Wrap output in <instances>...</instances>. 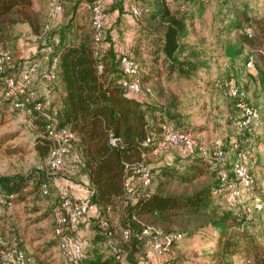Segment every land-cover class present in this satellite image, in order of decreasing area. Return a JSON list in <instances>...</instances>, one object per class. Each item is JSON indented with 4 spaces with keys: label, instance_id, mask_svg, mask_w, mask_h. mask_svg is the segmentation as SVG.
<instances>
[{
    "label": "trees",
    "instance_id": "16d2710c",
    "mask_svg": "<svg viewBox=\"0 0 264 264\" xmlns=\"http://www.w3.org/2000/svg\"><path fill=\"white\" fill-rule=\"evenodd\" d=\"M42 1L39 0L40 5H36L38 0H0V43H3L18 25H27L35 37L44 35L39 41L42 46L49 38L57 36L56 46L52 52L47 53H50L52 58H58V90L56 92V87L53 88L54 98L43 113L34 115V126L41 130L35 148L43 158H48L53 143L46 134V125L50 121L48 117L54 116V111L61 127H68L77 133L80 142L74 148L79 156L76 165L79 173L88 180L89 192L95 191L92 201L97 207L96 221L99 222L101 235L107 240L108 231L113 233V237L116 231L110 220L103 218V214L114 210L117 202L121 203L126 197L125 183L128 174L125 165L143 163L149 167L148 158L155 155L162 136V127L172 125L176 130L186 132L184 128L179 127L184 120L180 112H187L188 109L196 107L190 104L193 101H181L177 94L165 97V82H197L199 93L207 79L212 76L203 48L188 44L191 38L190 27L194 25L196 14H203V5L207 0H183V6L167 0H153L149 1L146 9L141 6L134 7L141 10V16H133L138 20L144 18L140 23L139 36L148 32V67H143L134 56L132 58L140 67L139 81L143 91L149 89V95H152V99L153 96L155 98L153 101L140 98V94L130 95L125 91L120 84L123 79L121 60L124 54H118L114 47L101 54L94 40L93 24L91 28H87L80 23L79 19L84 15L82 11L89 13L85 5L95 2L103 4L102 0H80L79 4H74L71 13L67 12L68 19L63 26H58L56 30L49 29L47 32L48 7L46 0L45 3ZM65 2L63 13L66 11ZM230 2L234 5L229 6ZM223 3L230 7L231 12V18L223 20L222 23L227 32L246 26L255 29V35L252 33L250 38L249 33L243 35L238 44H229L225 50L230 59L241 56L244 46L258 53L253 54L255 67L250 69L249 81L254 83L255 94L259 91L263 94L264 53L261 52L264 49V14L261 18L250 16L248 8L238 9L235 0H224ZM104 20L106 27L105 12ZM30 64L14 62L13 66H6L4 71L0 72V125L6 118L11 117V112H19L15 108L17 98L6 97V80L13 76L19 77L21 71ZM198 100L200 110L205 109L206 100L201 97ZM234 100L237 107L242 109L251 106L245 103L246 99ZM110 134L119 139L118 147L110 145ZM148 137H151L152 141L146 146ZM239 147L242 146L237 143L236 148ZM196 148L195 144L193 153L184 148L189 156L181 168L168 165L157 172L159 183L155 192L142 194L135 197L134 202L125 204L128 216L122 228V235L127 230L130 236L120 250L126 254L130 264H134V254L127 246L132 244L134 251H137L139 239L148 240L142 236L144 226H154L166 234L183 235V241L186 237L192 239L199 234L211 233L212 243H216L208 256L211 264H234L236 257L243 259L244 264H264V243L251 231L252 223L248 217L231 210H223L216 204L224 195L218 192L222 185L220 178L217 181L210 180L190 193L168 190L172 184L193 185L208 174L218 176L220 169L213 168V172H208L204 160L195 155ZM239 153L242 156L245 149ZM238 161L239 159L228 166V171L233 170ZM244 164L247 167L245 162ZM150 171L153 184L155 172L151 169ZM48 178L49 174L40 170L26 178L0 176V204L23 203L29 196L40 191L43 193L44 185L47 186L49 195ZM68 196L61 197V200ZM102 220L109 222V230L102 227ZM181 243H175L174 246ZM18 250L25 252L19 247ZM138 257L135 256L136 264H139ZM0 264L5 263L0 260ZM83 264L120 262L115 255H107L94 248L89 254H85Z\"/></svg>",
    "mask_w": 264,
    "mask_h": 264
},
{
    "label": "rangeland",
    "instance_id": "374dc122",
    "mask_svg": "<svg viewBox=\"0 0 264 264\" xmlns=\"http://www.w3.org/2000/svg\"><path fill=\"white\" fill-rule=\"evenodd\" d=\"M43 1L45 3V0ZM79 1L67 0L65 13L50 23L49 29L56 30L58 26H63L68 19L67 12L71 13L74 4H79ZM149 1L153 0H102L106 27H104L103 40L98 45L101 54L114 47L118 54H124V57L130 58L134 56L143 67H148V32L139 36L140 23L144 18L136 19L132 9L138 6L146 9ZM167 1L183 6V0ZM223 2L224 0H207L203 5V14L201 16L196 14L194 25L190 27L191 38L188 44L203 48L202 50L206 53L205 58L209 62L210 75H212L210 79H207L199 93L197 82L174 80L170 84L166 82L164 84L165 97L177 94L185 103L193 101L190 104L196 107L188 109L187 112H180L184 120L179 127L184 128V131L193 137L197 147L195 155L204 160L208 166V172H213V168L220 169V172L218 176L208 174L193 185L172 184L168 190L190 193L210 180L217 181L220 178L222 185L218 192L224 195L216 201V204L223 210H231L248 217L252 223L251 231L256 233L264 243V92L261 94L259 91L255 94L254 83L249 81L250 68L247 66L249 57L258 53L244 46L241 56L230 59L225 50L229 44L232 46L238 44L241 36L249 33L250 38V35L252 33L255 35L256 32L251 26L227 32L222 23L223 20L231 18V12L230 7H226ZM235 2L240 10L248 8L250 16L261 18L264 14V0H235ZM36 5H40L39 0ZM231 5L234 4L230 2L229 6ZM82 12L84 15L80 17V23L91 28V14ZM56 44L57 36H54L42 46L27 25H18L13 33L0 43L1 47L12 53L14 62L40 64V72L35 79L34 88L38 91V97L42 102H45V97L39 82L47 67L44 51L52 52ZM263 53L264 49L261 54ZM1 87L0 83V90ZM55 87L54 91L57 92V84L52 88ZM233 88L245 91L247 94L245 103L259 108L261 123L258 126L244 125V109L237 107L235 98L230 96ZM149 94L147 89L139 97L153 101L154 96L152 99V95ZM200 97L207 102V107L201 110L200 100H198ZM201 102L204 101L201 100ZM10 115L11 117L6 118V121L0 125V176L26 178L36 170L45 171L49 174L50 194L46 196L40 191L20 204H0V258L5 264H15L13 252L19 247L31 258L32 264H67L58 248L53 211L61 205L63 196L69 195L81 199L88 194V180L79 173L76 165L79 156L74 151L66 159L62 171L51 172L47 168L48 158H43L35 148L37 136L41 130L30 124L27 115L20 112H11ZM237 143L242 146L239 147L240 150L245 149L242 156L239 155V148H236ZM220 152L225 154V161H221ZM188 156L183 147L177 146L159 151L158 154L149 157V168L155 172L154 183L149 188L142 189L140 194L155 192L159 183L157 172L168 165H177L181 168ZM240 158L244 160L252 175L251 188H243L236 180L233 171L231 169L228 171V166ZM132 188L135 191L139 189L137 180L132 183ZM133 195L130 198L125 197L121 203L117 202L114 210L103 214V218H108L116 231L111 239L104 240L101 235L99 222L96 221L97 214L85 218L74 231L72 229L69 231L70 236L83 244L86 255L94 248L107 255H114L115 248L120 249L125 245L122 235V228L128 216L125 204L134 202ZM212 238L211 233L199 234L192 239L186 237L165 256L155 252L149 238L147 241L139 239L137 251H134L132 244H129L127 248L132 249L134 264H136L137 256H139V264L145 260L150 264H211L208 256L214 249L213 244H216L212 243ZM234 264H244L243 259L234 258Z\"/></svg>",
    "mask_w": 264,
    "mask_h": 264
},
{
    "label": "built area",
    "instance_id": "2783aa9c",
    "mask_svg": "<svg viewBox=\"0 0 264 264\" xmlns=\"http://www.w3.org/2000/svg\"><path fill=\"white\" fill-rule=\"evenodd\" d=\"M65 1L66 0H46L48 7V25L46 27V32L49 30V24L63 14V4ZM85 8L91 14L94 40L97 45H99L104 36V6L101 2H95L92 4L87 3ZM132 12L135 17L141 16V10L138 8H133ZM43 36L44 35L38 36L36 39L40 41ZM44 60L47 67L45 72L42 73L39 85L40 88L43 89L45 102L40 101L38 91L34 88L35 79L40 72V64L37 62H33L25 70L21 71L19 77H10L5 83L6 97L17 98L15 108L20 113L28 116L31 125H34V115L36 113H43L46 106L49 105L50 100L54 98L52 87L57 81L58 58H52L50 53L44 52ZM13 64L14 60L12 53L0 46V71L3 72L6 66ZM121 66L123 79L120 81V84L122 87L130 95L141 94L143 86L139 81L140 67L138 63L133 58L123 57ZM247 66L250 69L255 67V57L253 55L249 57ZM101 68L102 67H100V69ZM148 92L151 93L149 89ZM230 96L233 98L245 99L247 94L245 91L233 88L230 92ZM55 115L56 112L54 111V116L48 117L50 121L46 125V134L53 143V147L48 156L47 168L51 172H60L64 169L66 159L73 153L75 146L80 142V138L76 132L68 127H61ZM244 116L245 126L251 124L258 126L261 123V112L258 107H244ZM151 141V137H148L145 145L148 146ZM109 143L113 147H118L119 139L113 134H110ZM179 145L184 146L185 150L189 153H193L195 150V142L191 134L180 132L172 125H164L162 127L161 139L154 153L158 154L159 151L161 152L170 147ZM219 156L221 161H225V154L223 152H220ZM125 170L128 174L125 183V196L128 198L132 197V194H134L133 196L136 198L141 196L142 194H140V192L142 189L145 190L152 184L150 168L143 163H137L135 165L126 164ZM232 171L236 180L243 188L247 189L253 186L252 175H250L242 158L234 165ZM135 180L139 183V189L137 191L132 188V183H134ZM42 190L44 195H48V188L46 185L43 186ZM94 195L95 191L92 190L88 193L87 197L81 199L68 196L64 198L61 205L57 206L53 211L58 248L66 259L67 264H83V260L85 259L83 244L75 237L70 236L69 231L71 229L74 231L85 218L97 214V207L92 201ZM0 203H2L1 199ZM133 219H135V217H133ZM101 225L105 230H109L110 225L108 221H103ZM107 235L109 239L113 237L111 231H108ZM129 236V231L126 230L123 232L125 241L129 239ZM142 236L149 238L155 252L162 256L171 253L174 244L181 243L184 238L181 234H166L161 229L154 226H144ZM13 255L15 264H32L31 258L18 249L14 250ZM114 255L120 264H130L126 254L118 249V247L117 249L115 248ZM141 264H150V262L145 260L141 262Z\"/></svg>",
    "mask_w": 264,
    "mask_h": 264
},
{
    "label": "crops",
    "instance_id": "0c3cea01",
    "mask_svg": "<svg viewBox=\"0 0 264 264\" xmlns=\"http://www.w3.org/2000/svg\"><path fill=\"white\" fill-rule=\"evenodd\" d=\"M36 1V0H35ZM262 120H263V117H262ZM87 192L89 193V189L87 188ZM88 195V194H87ZM87 197V196H86ZM213 247H215V244H213Z\"/></svg>",
    "mask_w": 264,
    "mask_h": 264
}]
</instances>
